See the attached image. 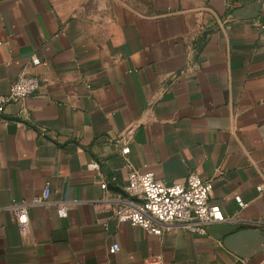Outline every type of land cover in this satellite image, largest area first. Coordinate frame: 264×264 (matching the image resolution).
I'll return each mask as SVG.
<instances>
[{"label": "crops", "instance_id": "obj_1", "mask_svg": "<svg viewBox=\"0 0 264 264\" xmlns=\"http://www.w3.org/2000/svg\"><path fill=\"white\" fill-rule=\"evenodd\" d=\"M239 1L229 16L226 0H0V94L20 72L41 80L0 114V264H264L113 216L129 169L194 172L227 222L264 231V0ZM46 181L21 234L7 206Z\"/></svg>", "mask_w": 264, "mask_h": 264}, {"label": "built area", "instance_id": "obj_2", "mask_svg": "<svg viewBox=\"0 0 264 264\" xmlns=\"http://www.w3.org/2000/svg\"><path fill=\"white\" fill-rule=\"evenodd\" d=\"M239 6H241L239 0H226L229 16ZM30 61L32 65L44 64L34 55L31 56ZM40 86L39 77L20 72L10 85L7 94H0V114L4 112L8 104L22 102ZM129 151L127 144H124L120 150L123 155L128 154ZM87 168L99 171L100 164L93 159L87 164ZM126 179L124 196L113 199V216L118 222L139 226L146 233L155 235H160L174 226L203 235L207 234V226L228 221L220 207L209 202L212 190L211 180L200 178L194 172H190L184 182H173L168 185L157 180L151 171L139 172L129 169ZM106 186V182L102 181L101 189H106ZM256 190L258 192L264 190V179L256 185ZM49 195L50 186L46 181L40 196H34L30 201L12 202L7 206L14 215L21 234H26L28 231L27 206L45 203ZM234 200L238 207L246 206L239 195H235ZM68 206L70 204L61 205L57 209L58 215L65 216ZM119 248V244L113 242L108 246V253L114 254ZM151 264H156V261H152Z\"/></svg>", "mask_w": 264, "mask_h": 264}, {"label": "water", "instance_id": "obj_3", "mask_svg": "<svg viewBox=\"0 0 264 264\" xmlns=\"http://www.w3.org/2000/svg\"><path fill=\"white\" fill-rule=\"evenodd\" d=\"M259 7V2H257ZM206 231L213 238L222 240L224 247L234 255L247 259L253 254L264 252V231L260 228H243L229 222L213 223Z\"/></svg>", "mask_w": 264, "mask_h": 264}]
</instances>
